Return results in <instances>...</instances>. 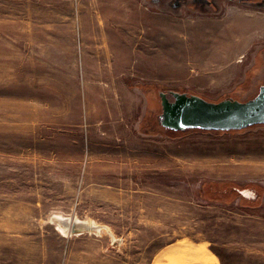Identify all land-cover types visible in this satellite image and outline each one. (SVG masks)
<instances>
[{"label": "rangeland", "instance_id": "374dc122", "mask_svg": "<svg viewBox=\"0 0 264 264\" xmlns=\"http://www.w3.org/2000/svg\"><path fill=\"white\" fill-rule=\"evenodd\" d=\"M260 2L0 0V264H264V125L158 121L160 92L257 94Z\"/></svg>", "mask_w": 264, "mask_h": 264}, {"label": "water", "instance_id": "95a60500", "mask_svg": "<svg viewBox=\"0 0 264 264\" xmlns=\"http://www.w3.org/2000/svg\"><path fill=\"white\" fill-rule=\"evenodd\" d=\"M247 2L250 0H236ZM260 3H264V0ZM161 114L159 124L168 130L186 131H231L242 130L254 125H264V83L257 94L244 102L223 99L210 102L196 95L170 92L173 100L167 94L160 92ZM70 221V218H69ZM69 221L64 218L65 224ZM86 223L72 219L70 233L87 231Z\"/></svg>", "mask_w": 264, "mask_h": 264}, {"label": "crops", "instance_id": "0c3cea01", "mask_svg": "<svg viewBox=\"0 0 264 264\" xmlns=\"http://www.w3.org/2000/svg\"><path fill=\"white\" fill-rule=\"evenodd\" d=\"M191 252L196 253L197 256H190ZM168 258L174 261L175 264H215L216 260L212 254H209L205 249L199 247V245H192V247L174 245L164 250L162 255L156 259V263L173 264L167 262ZM190 258L192 260H189Z\"/></svg>", "mask_w": 264, "mask_h": 264}, {"label": "bare ground", "instance_id": "6f19581e", "mask_svg": "<svg viewBox=\"0 0 264 264\" xmlns=\"http://www.w3.org/2000/svg\"><path fill=\"white\" fill-rule=\"evenodd\" d=\"M94 42V41H93ZM101 43V42H100ZM99 49V48H97ZM94 50V49H93ZM108 56V55H107ZM102 57V56H101ZM242 193H246V191H243ZM64 218H67L68 221H69V218L68 217H64L62 216L61 214H56L54 215L52 218H51V221H54L56 223V226L58 228V230L63 233V234H68L70 233V229H71V223H72V219H70L69 221V224L68 223H64L62 222V220ZM74 221H81V220H78L76 218H74ZM83 223H86L87 227H88V230L89 232H92V233H96V234H99L101 231H107L108 229L106 227H102V226H99V225H96L95 223L91 222V221H81ZM111 237L113 238V235L110 233Z\"/></svg>", "mask_w": 264, "mask_h": 264}, {"label": "flooded vegetation", "instance_id": "af4514ba", "mask_svg": "<svg viewBox=\"0 0 264 264\" xmlns=\"http://www.w3.org/2000/svg\"><path fill=\"white\" fill-rule=\"evenodd\" d=\"M262 0H250L251 3L260 2Z\"/></svg>", "mask_w": 264, "mask_h": 264}, {"label": "trees", "instance_id": "16d2710c", "mask_svg": "<svg viewBox=\"0 0 264 264\" xmlns=\"http://www.w3.org/2000/svg\"><path fill=\"white\" fill-rule=\"evenodd\" d=\"M197 130V129H196ZM170 131V130H169ZM203 131V130H202ZM231 131H237V130H231ZM211 132H213V131H211ZM222 132H224V131H222ZM229 132V131H228Z\"/></svg>", "mask_w": 264, "mask_h": 264}]
</instances>
